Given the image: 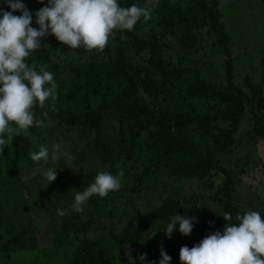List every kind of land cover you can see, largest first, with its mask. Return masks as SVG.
<instances>
[{
  "label": "trees",
  "instance_id": "obj_1",
  "mask_svg": "<svg viewBox=\"0 0 264 264\" xmlns=\"http://www.w3.org/2000/svg\"><path fill=\"white\" fill-rule=\"evenodd\" d=\"M22 2L33 13L31 26L38 28L35 12L46 0L45 4ZM166 2L133 31L115 32L103 51L69 49L48 35L27 58L30 66L39 70L47 65L54 74L57 98L45 108H33L43 126L18 134L0 154V238L7 237L0 246V264L3 256L30 251L39 255L34 264H54L50 259L54 255H61L60 264H116L112 256L100 254L108 240L115 248H127L136 263L141 264L137 258L145 255L143 264H153L140 242L155 223L174 214L195 217L199 208L209 205L220 208L214 219H196L189 236L172 234L163 246L172 257L183 246L191 248L207 235L223 231L224 213H230L235 223V217L247 211L237 197L240 176L258 167L263 180L255 188L249 185L248 194L254 196L251 209L264 215L263 37L254 41L244 30L228 32L222 9L229 0ZM256 2L264 11V0ZM120 4L129 7L134 0H120ZM3 9L10 11L7 5ZM258 24L256 29L264 31V17ZM147 26L154 27L149 38L139 31ZM213 55L215 64L203 61ZM207 69L220 79L219 84L204 78ZM240 71H245L243 79L237 77ZM62 85L67 86L66 92ZM209 100L215 105L209 106ZM245 120L251 122L246 140L242 138ZM43 130L55 139L44 137L43 145L48 147L50 139L65 156L58 168L53 163L36 164L29 156L42 143L37 137ZM19 156L33 166L35 188H20L23 178L14 164ZM51 167L57 168L56 180L49 185L43 170ZM121 170L124 177L118 191L105 198L92 197L83 213L70 211L74 194L87 188L98 172ZM188 183L200 188L189 198L181 197ZM153 192L158 194V204L144 218L129 215L135 196ZM26 194L35 195L28 212L43 216L46 233L52 235L51 248L36 246L38 229L31 223L20 234L12 233L19 205L15 210L5 207L16 196L25 201ZM112 196H126V200L114 204ZM60 208L68 209V214L58 215ZM106 209L109 214L99 217ZM122 217L129 227L116 233L109 224Z\"/></svg>",
  "mask_w": 264,
  "mask_h": 264
},
{
  "label": "clouds",
  "instance_id": "obj_2",
  "mask_svg": "<svg viewBox=\"0 0 264 264\" xmlns=\"http://www.w3.org/2000/svg\"><path fill=\"white\" fill-rule=\"evenodd\" d=\"M45 4V0H38ZM7 5L10 11H5ZM19 12L20 15L14 13ZM152 9L132 4L122 7L120 0H46V5L33 13L22 0H0V154L10 140L27 132L33 126H43L34 116L33 108H45L49 101L57 98L54 74L47 65L37 70L28 59L42 43V38L53 35L61 45L69 49L83 48L86 51H103L117 30L131 32L138 22L151 19ZM60 145L50 151L41 145L30 153L36 164L58 158ZM2 156V155H0ZM55 167L43 170L49 185L56 180ZM124 172L118 174L100 171L94 181L83 191L74 194L70 211L83 213L92 197L105 198L118 191ZM29 179V177H25ZM58 215L65 216L68 209L60 208ZM227 221L223 231L207 235L193 247L180 249L181 264H264V215L249 210L235 217L224 213ZM196 218L174 214L163 228L171 239L176 231L189 236ZM153 229V228H152ZM159 230H151L154 236ZM129 264H136L129 253ZM159 264H171L172 257L161 248ZM141 264L146 256L139 257Z\"/></svg>",
  "mask_w": 264,
  "mask_h": 264
},
{
  "label": "rangeland",
  "instance_id": "obj_3",
  "mask_svg": "<svg viewBox=\"0 0 264 264\" xmlns=\"http://www.w3.org/2000/svg\"><path fill=\"white\" fill-rule=\"evenodd\" d=\"M224 2V1H223ZM135 4H138L139 6L142 7H150L152 10L156 9V7L160 6V5H165L167 4L166 0H134ZM223 5V4H222ZM157 12V11H156ZM152 13V12H151ZM222 14H224V18L223 21L226 22L227 24V30L229 33H234L237 29L240 31H243L245 33H247L248 37L253 39L254 41L258 40V39H262L264 40V31L261 29L258 30L256 29V27L259 26L258 22L263 21V8L258 6L256 0H236V1H230L229 3H225L224 7L222 9ZM151 19L147 20L150 21ZM143 21V18H142ZM141 21V22H142ZM140 22V23H141ZM151 28L153 29L154 27L152 26H147L144 28H141L139 31H141V36L143 37H150L153 32L151 30ZM118 32V30L116 31ZM115 37H118L117 35H115ZM243 41V39H242ZM262 42V41H261ZM248 45L249 47H252L251 43H246L243 42V45ZM242 45V46H243ZM205 63H210L211 61L213 62V64H215V59H214V55L210 56L207 60H203ZM245 61V60H243ZM239 65L242 64V58L239 60L238 62ZM248 64H246L245 66H247ZM211 65L208 64L207 67H210ZM219 64L216 65V67H218ZM221 70V69H220ZM246 71V70H245ZM245 71L243 73H241L237 76L239 79L244 77ZM203 72V69H202ZM204 78L209 81L210 83L213 84H219L220 83V79L217 78L216 76H214L213 74H211V69H207L204 72ZM254 82V81H253ZM62 89L64 92H66L68 90L66 85H62ZM209 106H213L215 105V102L213 100H209L207 101ZM40 121V120H37ZM246 121V128L245 131L243 133L242 138L243 139H247V135H248V131L247 128L248 126L251 125V122ZM38 127V126H35ZM44 137L47 138H51L52 140H55L51 135H48V133H45V130L42 131V134H39V136L37 137L39 139V141H42ZM49 144L48 148L51 151L53 149L54 143L52 142L50 139L46 140ZM43 141L42 143H38L37 145V149L36 151L39 150V147L41 145H43ZM11 155L12 153H14V150L11 148L10 150H8ZM263 152H264V148H263ZM261 155V153L259 154ZM30 156V154H29ZM19 160L18 161H14V164H16L15 166L19 169V174H21L23 180H22V184L20 188H35L34 182L38 183L37 178H35V173L31 171L32 167L31 164L28 163L27 160H24L22 158L24 157H17ZM65 159L64 154H62V151H59L58 154V158L55 162L49 160L48 163H53L56 164L57 168L59 167L58 162H62ZM141 162V161H138ZM34 169V168H33ZM3 172L1 175L2 177H4V175L7 173ZM15 175V174H14ZM25 177H29V179H25ZM34 177V178H33ZM263 180V171L260 170V168L258 167L257 169H252L249 170L247 172V174L245 173V175L240 176V181L241 183L239 184L238 187V195L237 197L239 198V200L241 202H243L242 204L244 205V207L246 208L247 211L249 210H253L251 209V202L254 200V196L251 195L252 197L249 196L248 191L250 190L249 185H252L255 188L256 183H261L260 181ZM146 181V180H145ZM143 180V185H146V182ZM11 186V184H9ZM200 185V184H199ZM201 186V185H200ZM13 187V186H12ZM40 188H47V186L45 185L40 187ZM197 188H200L196 183H188L187 185L184 186L183 191H181V197H187L189 198V196L191 195V193L193 191H195ZM158 194H161V192H157ZM153 192V193H148V194H141L140 196H135L133 198V202L131 207V210L128 211L129 215L134 216L136 218H138V220L144 218L146 216L147 213H149L156 204H158V194ZM15 196V195H14ZM1 198H4V196H2ZM15 197H12V199H14ZM109 199L112 200V203L114 202V204H122L125 202L126 200V196H119L118 198L114 199V196L109 197ZM3 200V199H2ZM0 200V202L2 201ZM11 200V198L9 199ZM15 202H13L11 205H9L8 207H5V209L10 208L9 210H15L17 209V205H19V210L17 213V220L16 218L13 219L14 222H17L16 224H14L12 226V230H13V234H20L21 231L25 230V226L29 223L33 224V226L36 228L37 227V231H36V236L35 239L37 240L36 246L38 245L40 248H44L49 246V248H51L52 244H51V237L52 235H48L46 233V229H45V225L43 221V216L39 217V216H31L32 214L28 212V207L27 205L32 204L35 201V195L33 196L32 194H26L25 196V201H20V199L16 196ZM250 205V206H249ZM220 208L209 205L206 208H199L197 214H195V218L200 220L202 218H208V219H214L216 217L219 216L220 214ZM1 215L2 212L0 211ZM109 214V210H104L103 212L99 213V217H103L105 215ZM4 216V215H3ZM47 220V218H45ZM122 221L118 222L117 219H114L112 222V224H109V226H111V228L114 230V232L116 233H121V231L123 230L124 227L128 226V220H126V217H122L121 218ZM137 220V221H138ZM127 221V225H125ZM140 222V221H139ZM138 223H135L134 225L138 226ZM37 224V225H35ZM166 226V221H159L157 223H155L152 227L151 230L155 231L157 229V227L159 228V230L154 236H152L151 238H148L151 235V232H149V234L145 237L144 242H140V245L142 248H144V253L152 260L151 262L153 264H159V260L161 259L160 256V252H161V248H164L163 246L166 245L167 240L169 239L166 235L165 232L163 231V228ZM153 228V229H152ZM45 229V231H44ZM150 230V231H151ZM5 236V235H4ZM7 239V237H5V239L3 240L2 238H0V246L5 244V240ZM163 244V245H162ZM1 248V247H0ZM48 249V248H47ZM46 249V250H47ZM43 250V249H42ZM128 249L127 248H115V245L113 244V242L111 240H108L104 243L103 248H101L100 250V254L102 256H112V261H115L116 264H129V255L127 254ZM36 253L30 251L29 253H19L17 255L11 254L9 256H3L1 258L2 263L1 264H34L36 258L39 256H35ZM61 255H54V257H50V259L54 262V264H60L62 262V260L60 259ZM132 257V256H131ZM172 260L171 262H176L177 264H181L180 262V252H175L172 256ZM32 258V259H30ZM132 259H134L132 257ZM139 260V258H137ZM45 260H47V258H45ZM136 261V259H134ZM49 261H46L45 263H47ZM138 262V261H137ZM140 262L136 263L139 264Z\"/></svg>",
  "mask_w": 264,
  "mask_h": 264
}]
</instances>
